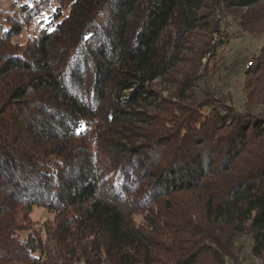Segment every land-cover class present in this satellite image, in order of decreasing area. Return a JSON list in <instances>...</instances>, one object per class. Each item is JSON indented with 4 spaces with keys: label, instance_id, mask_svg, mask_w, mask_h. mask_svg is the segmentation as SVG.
Masks as SVG:
<instances>
[{
    "label": "trees",
    "instance_id": "obj_1",
    "mask_svg": "<svg viewBox=\"0 0 264 264\" xmlns=\"http://www.w3.org/2000/svg\"><path fill=\"white\" fill-rule=\"evenodd\" d=\"M11 2L0 22V264H241L244 237L262 259L264 47L246 66V77L262 72L246 101L195 102L166 122L150 84L178 59L173 31L218 33L206 52L216 55L233 40L218 16L246 10L245 27H264V0ZM124 196L131 212L117 205ZM35 208L53 215L43 229ZM177 210L188 220H164Z\"/></svg>",
    "mask_w": 264,
    "mask_h": 264
},
{
    "label": "rangeland",
    "instance_id": "obj_2",
    "mask_svg": "<svg viewBox=\"0 0 264 264\" xmlns=\"http://www.w3.org/2000/svg\"><path fill=\"white\" fill-rule=\"evenodd\" d=\"M55 5L58 4H53L45 13L24 27L23 32L14 39L13 44L22 49V45L30 41V38L39 32L43 26V21L52 15ZM11 8H13L11 0H0V22H5L4 16H7L5 11ZM245 12L248 13L249 11H228L227 15L218 16L221 18V25L232 36L233 40L225 50H216V55L206 52L216 44L217 36L219 37L218 33H212V31H205L200 28L179 30L180 27L177 29V35L174 34V31L171 33L173 38L176 37V42L179 40V47L176 46L170 51L178 59L174 61L172 71L168 76L165 75L150 84L164 98V111H157V116L164 118L167 122L173 118L177 108H179L177 112H181V115L183 113L184 116L187 114V111L183 110L185 106L192 105L195 102L213 101L226 95L234 96L236 101L241 100L240 98L246 101L244 89L247 88L248 91H251L252 86H256L255 81L258 79L256 76L262 75L261 72L250 78L246 77L244 73L249 68L246 66H250L248 62L256 58L255 54H259L264 47V27L260 24L252 28L245 27L242 21V16L246 14ZM67 13L68 10L64 14L67 15ZM102 17L100 23L103 24L106 21V12H103ZM179 19L181 18L179 17ZM260 79L264 80V76L260 77ZM259 93L264 96V83L259 86ZM147 110L151 112L153 109L148 108ZM258 147L255 142H252L248 146L247 151L238 159L235 169L228 175L217 178L220 184L226 185V182L240 171V167L252 158V152ZM100 196L104 198L102 194ZM189 201L196 203L198 200L194 195ZM117 205L125 213L134 210L133 201L125 196L117 202ZM186 213L183 212L181 214L179 210L169 211L168 213L165 211L163 217L164 220H171L175 216V218L180 216L181 218L185 217V219L179 218L180 220H188ZM136 216L139 219L141 215L138 214ZM31 219L36 228L43 229L44 224L53 219V215L49 214L45 208H35L31 214ZM180 220H173L172 223L176 224L181 222ZM171 224L167 227L169 228ZM178 228H182L181 225ZM242 239L239 241L243 250L241 264H264V256L262 259H254L251 256L250 248L252 242L250 238L244 237Z\"/></svg>",
    "mask_w": 264,
    "mask_h": 264
},
{
    "label": "built area",
    "instance_id": "obj_3",
    "mask_svg": "<svg viewBox=\"0 0 264 264\" xmlns=\"http://www.w3.org/2000/svg\"><path fill=\"white\" fill-rule=\"evenodd\" d=\"M249 65L251 66L252 64L250 63Z\"/></svg>",
    "mask_w": 264,
    "mask_h": 264
}]
</instances>
